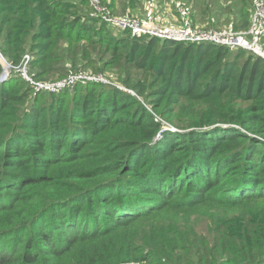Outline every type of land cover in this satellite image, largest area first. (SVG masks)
Returning <instances> with one entry per match:
<instances>
[{
  "label": "trees",
  "instance_id": "1",
  "mask_svg": "<svg viewBox=\"0 0 264 264\" xmlns=\"http://www.w3.org/2000/svg\"><path fill=\"white\" fill-rule=\"evenodd\" d=\"M248 3L226 12L236 31ZM88 9L0 0V52L14 66L28 55L34 81L114 70L136 94L35 91L11 69L0 83V264H264V57L119 36Z\"/></svg>",
  "mask_w": 264,
  "mask_h": 264
},
{
  "label": "built area",
  "instance_id": "2",
  "mask_svg": "<svg viewBox=\"0 0 264 264\" xmlns=\"http://www.w3.org/2000/svg\"><path fill=\"white\" fill-rule=\"evenodd\" d=\"M91 8V16L104 21L116 30H129L132 36H149L161 40L184 43H213L229 47H240L251 50L264 57L262 35L264 33V0H254L250 12L249 24L246 29L234 30L231 27H200L195 25L182 6H174L178 23L162 24L157 19L141 20L132 15L114 14L102 0H87ZM179 5V4H178ZM29 56L25 55L19 66L9 63L0 52V83L4 82L11 69H18L20 75L35 86V91L46 90L58 93L73 87L77 83H99L110 85L131 95L135 92L122 84L112 81L101 73L78 71L55 81H34L28 74L26 66Z\"/></svg>",
  "mask_w": 264,
  "mask_h": 264
},
{
  "label": "rangeland",
  "instance_id": "3",
  "mask_svg": "<svg viewBox=\"0 0 264 264\" xmlns=\"http://www.w3.org/2000/svg\"><path fill=\"white\" fill-rule=\"evenodd\" d=\"M235 2L237 0H140V4H138L135 8L129 9V7H122L121 5L117 4L112 10L113 13L118 15H132L139 19H149L150 12H152V16L154 19H157L162 24H172L175 25L178 23L177 16L174 11V6H182L184 11L189 16L196 17L194 19H197V22L194 23L197 26L200 27H210V26H219V27H231L233 28L234 25V15L232 17H228V10L230 9H236ZM254 0H249V3L247 4L249 12H251L252 4ZM179 4V5H178ZM218 10H221L223 12V16L218 18L217 15L213 16L218 12ZM202 11H210L209 14L203 15ZM87 12H91V10L88 9ZM213 16V17H212ZM212 17V18H211ZM211 18V19H210ZM214 18V19H213ZM147 19V20H148ZM210 21L217 22V24L212 25L209 23ZM119 36L124 35L125 33H121V30H112ZM126 50V48H125ZM106 72V71H105ZM108 72V73H107ZM105 73V76L109 77V79L119 82V80L114 76L115 72L113 71H107ZM104 75V74H103ZM116 75V74H115ZM139 78L142 76V72H138L136 74ZM68 96V95H67ZM48 98H44L39 104H47ZM148 107V106H147ZM160 118V117H159ZM166 124V123H164ZM194 224L196 225V228L199 231L205 232L207 222L202 219H194Z\"/></svg>",
  "mask_w": 264,
  "mask_h": 264
},
{
  "label": "crops",
  "instance_id": "4",
  "mask_svg": "<svg viewBox=\"0 0 264 264\" xmlns=\"http://www.w3.org/2000/svg\"><path fill=\"white\" fill-rule=\"evenodd\" d=\"M149 12H150V14H151L150 17H149V19H153L152 12H151V11H149ZM147 19H148V18H147ZM147 19H142V20H147ZM149 19H148V20H149Z\"/></svg>",
  "mask_w": 264,
  "mask_h": 264
},
{
  "label": "water",
  "instance_id": "5",
  "mask_svg": "<svg viewBox=\"0 0 264 264\" xmlns=\"http://www.w3.org/2000/svg\"><path fill=\"white\" fill-rule=\"evenodd\" d=\"M167 127H169V128H173V127H171V126H169V125H166Z\"/></svg>",
  "mask_w": 264,
  "mask_h": 264
}]
</instances>
